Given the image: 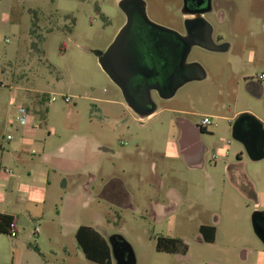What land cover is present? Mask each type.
<instances>
[{"label":"rangeland","instance_id":"374dc122","mask_svg":"<svg viewBox=\"0 0 264 264\" xmlns=\"http://www.w3.org/2000/svg\"><path fill=\"white\" fill-rule=\"evenodd\" d=\"M144 1L148 18L156 24L170 25L164 13L178 14L175 0ZM261 2H218L228 17L249 20L245 37L251 44L253 32L259 62L239 70L230 55H216L208 64L218 79L191 84L169 106L194 111L199 123L201 113L232 116L240 111L252 114L264 126V94L258 99L245 85L248 76L257 78L264 70V34L253 23L264 14ZM124 20L118 0H0V175L9 167L30 186L35 174L45 171L49 178V183L40 184L44 197L19 207L20 246L14 244L15 238L0 233V263L11 264L15 252L20 264H97L79 249L74 228L64 226L65 220H71L122 233L134 250L136 264H264V256L255 252L258 241L250 224L254 203L233 186L222 164L223 159L235 160L236 153L243 152V169L259 193V207L264 208V158L250 160L242 144L231 137V125L215 118L203 141L218 153L228 150L227 157L214 161L210 152L202 170L187 167L177 157L163 159L160 153L166 149L170 114L163 112L141 124L128 119L123 107L106 100L122 98L85 48L105 50ZM227 23L219 27L227 30ZM261 84L264 87V79ZM38 90L70 95L72 101L40 103ZM22 103L37 121L36 135L25 132L17 120ZM8 134L13 139L7 140ZM24 136L33 137L31 146L22 143ZM76 137L93 139L110 151L90 157L88 165L74 170L42 161V155L56 154ZM33 148L36 153L31 155ZM20 154L30 160L35 174L20 167L15 159ZM161 173L160 190L155 176ZM113 179L124 181L136 210L126 204L123 188ZM170 189L180 196V204L171 223L166 219L154 225L150 200L166 202ZM213 221L218 228L216 241L200 243L198 225ZM160 234L183 239L187 253L180 258L157 251L155 238Z\"/></svg>","mask_w":264,"mask_h":264},{"label":"flooded vegetation","instance_id":"af4514ba","mask_svg":"<svg viewBox=\"0 0 264 264\" xmlns=\"http://www.w3.org/2000/svg\"><path fill=\"white\" fill-rule=\"evenodd\" d=\"M175 1L178 3L177 15L167 16L163 11L170 25L162 26L172 31L148 25L137 15H134L133 25L128 37L131 49L124 52V58L135 67L136 75L131 78L128 90L138 107L142 110L147 111L152 107H155V111L168 110L170 100L176 98L191 84L205 83L207 80H212L213 77L214 81L217 80L219 74L208 64L217 59L216 55L227 54L234 60L239 51H256L255 47L257 46L253 32L250 33L252 36L251 44H248V39L245 37V32L250 29L247 22L249 20H243L242 17L236 18V16L232 18V15L228 17L224 10L220 8L219 0ZM261 1L264 11V0ZM125 21L126 16L123 23ZM225 22H228L227 30L219 27ZM253 23L259 25L261 32L264 34V14ZM179 65L185 66V70H182ZM191 78H194V80L185 82L175 90L170 98H166L173 91L174 86ZM115 87L118 96L122 98V101H118L122 103V107L128 116L127 118L129 119V116L133 114L136 116L123 100L121 89L116 85ZM255 95L260 96L258 92ZM177 116L179 120H182L181 115ZM195 116L199 115L191 116L193 128L190 129V132L186 131L184 133L183 143L188 142L190 138L192 144L202 146L201 138L205 135L204 132L207 128L202 126L194 118ZM233 121L230 124L231 126ZM208 151L206 147H203L201 153L207 155ZM236 158L239 161L241 160V163L231 164L228 172L237 170L235 173L236 179L234 176L233 178L239 187L243 188L244 196L254 203L250 213V224L258 241V247L255 248V252L260 255L261 251L264 252V208L259 207L253 186L247 183L246 175H244L245 170L243 169L244 163L242 162L243 152L240 151ZM175 210L172 207V198L166 194L165 204L149 209V214L154 221V225L158 226L163 224L166 219L168 223H171ZM106 232L108 235H112L111 244L106 236L100 233L104 236L109 246L110 261L107 264H136L134 250L122 236V233L110 232L108 227ZM198 232L200 243H214L218 234L216 222L199 224ZM172 239L180 242H172ZM155 240L157 251L176 254L180 258L187 253L189 248L184 240L178 237L160 234L156 236ZM158 244L163 249H159ZM249 252L252 254L253 249Z\"/></svg>","mask_w":264,"mask_h":264},{"label":"crops","instance_id":"0c3cea01","mask_svg":"<svg viewBox=\"0 0 264 264\" xmlns=\"http://www.w3.org/2000/svg\"><path fill=\"white\" fill-rule=\"evenodd\" d=\"M257 55H258V52L254 50L239 51L233 60L234 61L233 66H236V67L240 66L241 68L239 70H245L248 65L259 62L256 60ZM262 72H264V70ZM260 75L257 78L248 76V78L245 79V85H246L247 92L258 99L264 94V87L261 84L263 78H261ZM201 84H204V83H198V85H201ZM38 91H35V93H40L41 95L40 99L44 97V98H47L48 100V97L45 94L47 93V91H44V90H38ZM257 92L258 94H260V96L255 95ZM174 99L170 100V102L172 103ZM106 100L113 104H118L121 107L123 106L122 103L116 99H106ZM21 105H23L29 112L26 124H21V125L27 128V129L25 128V132L32 133V135L33 134L36 135V133H38V130L36 128L37 121L35 117L31 116L33 112L26 106V103H22ZM163 112H168L171 118H170V123L168 127V133L166 135L167 145H166L165 151L160 153L161 158L163 159L166 158L168 160H175V157H177L178 159L182 160V162L187 167L192 168V169L202 170L206 166V160L210 152H211V157L214 161L217 160L218 158L220 159L221 157H223V155H225L224 157H227L226 155L228 154V150L223 149L221 150V153L220 152L218 153L214 151L212 147L207 146L204 143L203 138H201L202 146H199L198 144H192L190 138L188 139V142L185 143L186 145L183 143L184 133L186 131L190 132V129L193 128V122H192L191 116L195 115L194 111L185 110V109L175 107V106H169L168 110H157L153 114H151L150 116L144 119H140L136 114H135L136 116H134L133 114V115H130V117L138 120V122H140L141 124H144L147 121L156 119ZM201 114L202 116L204 115L211 116L212 121L215 118H219L222 121H227L230 125L231 122L234 120V118H236L240 114V111L236 112L232 116H228L224 114L216 115L212 113H201ZM177 115H181L182 120H179ZM33 142H34L33 137L24 136L22 139V143L25 145L29 144L31 146ZM203 147H206L209 150L207 152V155H205L204 153H201V150ZM109 151H110V148H108L105 145L103 146L95 142L93 139L90 140L86 137H76L71 142L64 145L61 149H59L56 154H45V155H42L41 159L43 162L48 163L53 168L74 170V169H78V167H83L85 165H88L90 163V157L95 156V155L104 154ZM35 153H36V150L34 148L31 149L30 154L34 155ZM237 154L238 153H236V155ZM214 155L215 157H213ZM236 155H235V160H230L226 158V159H223L222 164H223L225 173H227L229 181L244 196L242 192L243 188L239 187L238 183L235 181L236 179L235 173L237 170L234 172L233 171L228 172L229 166L231 164L239 163V162L241 163V160L240 161L237 160ZM143 156H144V153H143ZM15 159L20 163V167L24 171H26L28 174H32L33 172L35 174V170L30 168L31 163L27 157L20 154V155H16ZM95 161L96 162H94L93 160V164L97 163V159H95ZM5 168L10 169L12 173L11 174L6 173L4 171ZM3 171L4 173L0 175V213L10 214L16 218L15 226L17 228V236L14 239L15 240L14 244L16 246H20L19 239H18L19 232H20V229H19L20 208L19 207H24L26 205V201L32 200L34 202H37L38 200H40L39 199L40 197H44L43 194H41L40 184L49 183L48 173L44 171V172L35 174L33 178L34 184L30 186L26 183L19 181L18 180L19 175L17 173L15 174V171L13 169L9 167H4ZM86 173L88 174V176H90V170L86 169ZM244 175H246V178H247L246 180L248 181L247 183L253 186V189L258 198L259 193L257 194V191L254 185L252 184L251 180L247 176L246 172H244ZM233 176L235 177V179L233 178ZM163 178H164V174L162 173L159 176H155V182L160 184V190L163 189V184H164ZM111 181L116 182V183L119 182V185L124 190V195H126V204L129 207H131L133 210H136L137 208L132 202V197L125 191L124 181L121 179H113ZM246 189H248V187H246ZM246 189L244 190L246 191ZM86 190H87V187H86ZM14 192L16 193L15 198L13 197ZM167 195L170 198H172V207L174 209L178 208L180 204V200H181L180 196L176 194L174 190L172 189H170L167 192ZM66 201L67 203H69L68 202L69 200H66ZM150 201H151V205H150L151 209L160 207L161 205L165 204L164 201H159L158 199H151ZM57 212H58V215H61L60 210H58ZM29 216L31 217V215ZM74 224L75 223L71 220L64 221V226L70 229L74 228V234H75L76 230L81 224H75V225ZM100 229L106 230L104 226L103 227L100 226L97 228V230H100ZM37 248L39 247L37 246ZM12 255H13V258H12L11 264H20L19 258H17V255L15 254V252L12 253ZM261 256H264L263 251H261ZM0 264H6V263H0Z\"/></svg>","mask_w":264,"mask_h":264},{"label":"water","instance_id":"95a60500","mask_svg":"<svg viewBox=\"0 0 264 264\" xmlns=\"http://www.w3.org/2000/svg\"><path fill=\"white\" fill-rule=\"evenodd\" d=\"M118 6L124 12L126 22L115 35V38H113L105 50L88 48H85V50L92 53L97 58L102 70L107 74L109 79L121 89L123 100L126 105L132 109L140 119H144L153 114L156 109L155 107H152L147 111L140 109L134 101V98L130 95L128 90L129 83L131 78L136 75V70L133 64L124 58V52L131 49V43L128 37L133 25L134 15H137L148 25L166 31L172 30L156 24L148 18L146 14V3L144 0H118ZM179 67H181L182 70H185L186 68L183 65H179ZM191 80H194V78L185 80L174 86L173 91L166 96V98H170L177 88ZM231 137L242 144L245 153L251 160L258 161L264 158V126L252 114L242 113L233 121L231 126ZM100 232L106 236L110 242L112 235H108L104 229H100Z\"/></svg>","mask_w":264,"mask_h":264},{"label":"trees","instance_id":"16d2710c","mask_svg":"<svg viewBox=\"0 0 264 264\" xmlns=\"http://www.w3.org/2000/svg\"><path fill=\"white\" fill-rule=\"evenodd\" d=\"M73 22V20H72ZM71 31V29L69 30ZM46 98H41L40 103L46 102ZM16 218L13 215L0 213V233H10L12 225H15ZM75 238L79 249L85 258L97 264H107L110 261L109 246L104 236L95 228L86 225H80L75 232ZM172 242L179 243V240L172 239ZM37 250V246H34ZM159 249H163L158 244Z\"/></svg>","mask_w":264,"mask_h":264},{"label":"built area","instance_id":"2783aa9c","mask_svg":"<svg viewBox=\"0 0 264 264\" xmlns=\"http://www.w3.org/2000/svg\"><path fill=\"white\" fill-rule=\"evenodd\" d=\"M21 1H23V0H21ZM260 77L264 79V72L261 73ZM45 94L48 97V101H57L58 99L62 100L64 103H69L72 101V96H70V95L61 94V93H59V94L45 93ZM17 111H18V116H17L18 122L20 124H26L27 117L29 115L28 110L23 105H19L17 107ZM200 123L202 126L207 128L209 125L212 124V117L204 115V116H202ZM6 138L8 140H11L13 138V136L11 134H8L6 136ZM213 157H215V155ZM4 171L6 173H10V174L12 173V171L8 168H5ZM9 235L13 238H15L17 236V228L15 225H12Z\"/></svg>","mask_w":264,"mask_h":264}]
</instances>
